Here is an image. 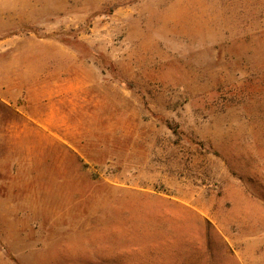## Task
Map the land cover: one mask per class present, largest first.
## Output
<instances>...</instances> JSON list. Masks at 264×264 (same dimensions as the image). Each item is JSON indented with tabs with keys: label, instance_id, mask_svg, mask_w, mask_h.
<instances>
[{
	"label": "rangeland",
	"instance_id": "374dc122",
	"mask_svg": "<svg viewBox=\"0 0 264 264\" xmlns=\"http://www.w3.org/2000/svg\"><path fill=\"white\" fill-rule=\"evenodd\" d=\"M0 264H264V0H0Z\"/></svg>",
	"mask_w": 264,
	"mask_h": 264
}]
</instances>
